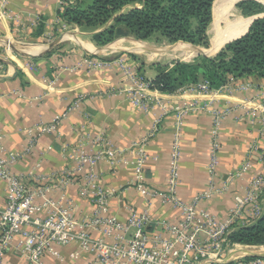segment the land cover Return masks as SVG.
Returning <instances> with one entry per match:
<instances>
[{"label":"crops","instance_id":"0c3cea01","mask_svg":"<svg viewBox=\"0 0 264 264\" xmlns=\"http://www.w3.org/2000/svg\"><path fill=\"white\" fill-rule=\"evenodd\" d=\"M62 1L8 0L7 7L0 8V158L6 154L20 155L12 165V172L23 176L29 187L39 179L45 188L44 196L36 198L41 211L33 217L44 219L47 216L52 208L46 202L70 206L71 216L77 223L74 232H78L80 224L97 215L91 199L79 195L81 175L72 177L69 184L61 185L60 180L64 181L62 173L75 166L70 159L72 153L95 154L98 148L90 142L103 138L121 155L115 164L103 160L95 168L108 198L107 210L101 215L124 223L129 211L134 210L139 214L148 213L154 222L177 224L182 219L179 209L165 204L161 197L149 198L138 192L133 182V165L141 149L145 154L142 165L145 184L163 190L169 174L172 143L178 131V112L183 107L212 102L219 109L236 107V112L225 118L218 128L217 186L221 192L199 200L195 210L197 215L207 214L215 222H225L234 199L244 195L251 180L264 176V79L256 76L228 78L217 88H211L210 82L203 79L199 82L208 81L210 91L198 95L150 90L154 101L151 109L145 112L130 105L124 91L128 85L114 62L116 58L123 59L129 70L150 83L158 75L157 65L177 59L191 64L201 55L215 57L226 44L243 36L253 19L238 27L236 18L231 27L230 17L220 22L212 6L206 48L186 43L141 42L131 37L99 47L92 41V35L98 30L67 25L59 19ZM86 1L87 5L92 2ZM215 24L221 34L236 32V35L226 39L211 54L221 40L209 34ZM58 38L61 42L49 48ZM23 46L30 47L34 57L23 58L15 52ZM90 55L95 57L89 58ZM85 59L104 62L105 66L94 70L78 67L77 64ZM55 117H60L56 132L42 135L31 145L36 129L49 124ZM212 132L211 118L199 110L181 118L177 196L184 204H192L207 190L206 166ZM54 176L58 179L49 181ZM5 189L0 180L1 208L5 205ZM261 204L264 209V194ZM234 228L240 226L232 225L229 234ZM89 232L95 240L103 237L99 231ZM148 232L171 238L153 224ZM198 237L205 242L203 231ZM20 239H13L2 264H30L17 249ZM104 241L112 242L109 238ZM235 248L240 252L227 251L223 259L264 256V246L236 245ZM212 262H215L213 255L198 259V264ZM43 263L94 264V256L72 243L55 246Z\"/></svg>","mask_w":264,"mask_h":264},{"label":"built area","instance_id":"2783aa9c","mask_svg":"<svg viewBox=\"0 0 264 264\" xmlns=\"http://www.w3.org/2000/svg\"><path fill=\"white\" fill-rule=\"evenodd\" d=\"M61 2V7L63 6ZM8 0H0V8L4 9ZM121 69L128 85L127 98L130 105L142 111H149L153 105L149 83L137 72L129 70L123 59L114 62ZM77 66L86 69H96L105 66L104 62L91 59L82 60ZM76 66V67H77ZM210 85L208 81L180 93L186 95L208 94ZM264 98V95H263ZM82 99L79 98L80 102ZM262 107L264 108V100ZM199 110L207 114L212 122V139L208 153L206 171L208 174L207 190L198 196L192 204H184L177 196L178 186V159L181 118L185 114ZM236 107L223 109L216 108L212 102L201 106L183 107L179 112L177 122L178 131L175 134L171 147L169 160V174L163 190L149 187L145 184L143 160L145 154L139 149V158L133 165L134 185L138 192L146 197H161L165 204L177 208L182 213V219L177 224L154 222L148 213L139 214L130 210L124 223H119L111 218L102 216L107 210L108 198L104 192L95 168L100 161L115 164L119 161L120 152L109 147L103 138H95L90 144L98 148L95 154L78 151L70 155L75 164L72 170H67L64 181L60 184H69L72 177L81 175L79 195L89 197L97 208L94 218L84 221L79 225L78 232H74L77 223L71 216L70 206H60L46 202L52 208L44 219L34 218L33 215L41 211L36 203V198L43 197L45 188L39 179L30 187L21 175L12 172V165L20 155L6 154L0 158V180L4 182L5 205L0 207V264L4 253L10 247L15 237H20L17 249L30 264H44L43 259L48 253L53 252L55 246L76 244L82 250L94 256V264H198V259L214 256L215 262L209 264H264L263 257L239 256L223 259V253L233 252L234 246H229L227 238L232 225L240 228L253 224L263 213L261 197L264 194V176L251 180L246 187L244 195L236 197L229 210V216L223 223L215 222L207 214L197 215L195 206L202 198H208L220 191L218 185L217 165L219 159L220 143L218 128L221 122L235 114ZM248 117V116H247ZM60 117H55L49 124L36 129V136L31 140V145L37 143L44 134H54L57 130ZM65 154L67 150L64 148ZM69 155V154H68ZM87 170V172L85 171ZM58 176L50 177L49 181L57 180ZM37 187H34V186ZM59 187V186H58ZM201 220H199V217ZM167 233L171 238L162 237L158 233L150 234L151 225ZM90 230L99 231L102 238L93 239ZM206 234L205 242L199 240V232ZM112 240L110 244L105 239Z\"/></svg>","mask_w":264,"mask_h":264},{"label":"trees","instance_id":"16d2710c","mask_svg":"<svg viewBox=\"0 0 264 264\" xmlns=\"http://www.w3.org/2000/svg\"><path fill=\"white\" fill-rule=\"evenodd\" d=\"M214 1L92 0L87 5L86 0H63L58 17L67 25L98 30L92 41L99 47L131 37L141 42L186 43L206 48ZM259 6L254 1H245L238 3L237 8L244 16H251L262 13ZM200 61V71L179 63L169 72L159 67L157 77L149 83L150 89L175 94L201 79L208 80L212 88L222 86L227 77L264 79V17L254 20L243 36L226 44L215 57L200 56ZM227 241L231 247H263L264 210L253 224L234 228Z\"/></svg>","mask_w":264,"mask_h":264},{"label":"rangeland","instance_id":"374dc122","mask_svg":"<svg viewBox=\"0 0 264 264\" xmlns=\"http://www.w3.org/2000/svg\"><path fill=\"white\" fill-rule=\"evenodd\" d=\"M237 1V2H236ZM245 1H254V2H256L257 4H259L260 6H259V8H260V10H261V12L262 13H259V14H254V15H251V16H244L242 13H241V10L239 9V7L237 8V6H238V3H241V2H245ZM236 2V3H235ZM214 3H215V1H214ZM213 6H214V4H213ZM232 7L234 8H232V10H231V12H230V14H229V17H230V20H234V19H239L240 20V22H241V24L243 25V24H245L246 22H247V20L246 19H249V20H252V19H258V18H263L264 17V4H262V2H260V1H258V0H235V1H233V3H232ZM245 18H243V17ZM210 34V33H209ZM209 34H208V36H209ZM239 35V34H238ZM239 37V36H238ZM208 42H209V40H208ZM209 44L207 43V46H208ZM201 47V46H200ZM204 48V47H203ZM17 50H19L20 52H22V53H25V54H27V53H31V49H30V47H26V46H23V48H19V49H17ZM51 53V52H50ZM90 54V53H89ZM44 55H46L47 56V54H44ZM202 56V55H201ZM89 57V56H88ZM93 58V57H95V56H92V55H90V57L89 58ZM204 57H206V56H204ZM207 58V57H206ZM116 60H119V58L117 59L116 58ZM100 62V61H99ZM200 56H198V58L195 60V62H192L191 64H188L187 62H184L183 60H175V61H173V62H171V63H165V64H163V65H157V69L159 68V67H161L163 70H165V71H167V72H169V71H172V70H174L175 69V64H188V65H190V67H192L193 69H195L196 70V68L197 69H199V66H198V64H200ZM203 62V61H202ZM193 64V65H192ZM204 64V63H203ZM196 65V66H195ZM102 68V67H101ZM96 69H99V68H96ZM91 70H94V69H91ZM228 78H231V77H227V79ZM202 80V79H201ZM200 80V81H201ZM203 82V81H202ZM202 82H199V83H197V84H195V85H191V86H196V85H198V84H201ZM191 86H185V87H183L182 89H179V91L177 92V93H180L182 90H184V89H189V87H191ZM212 88V87H211ZM176 94V93H175ZM232 250H237V252H240L239 250L240 249H236V248H233Z\"/></svg>","mask_w":264,"mask_h":264},{"label":"bare ground","instance_id":"6f19581e","mask_svg":"<svg viewBox=\"0 0 264 264\" xmlns=\"http://www.w3.org/2000/svg\"><path fill=\"white\" fill-rule=\"evenodd\" d=\"M233 1H235V0H215V15H217L218 16V19H219V21L220 22H222V21H227L228 19V16H229V14H230V12H231V10H232V3H233ZM258 1H260V2H262V4H264V0H258ZM234 9V8H233ZM235 22H238V27L239 26H242V24L238 21V19H236V21ZM234 23V21L232 20L231 22H229V25H231V24H233ZM248 24H249V22H248ZM228 25V26H229ZM233 25H231V27H232ZM231 30L233 31V30H235V29H233V28H231ZM210 34H212L214 37L215 36H219V37H221V40H220V42L217 44V46L214 48V49H212L210 52H211V54L212 53H215L219 48H220V46L225 42V40L226 39H228V38H230L231 36H235L236 35V32H231V33H229V34H226V35H223V34H221L222 32H221V30L220 29H218L217 28V25L215 24V25H213L211 28H210V32H209ZM214 37H212L211 39H213ZM133 43V42H132ZM136 47V46H135ZM134 48V47H133ZM261 252V251H260Z\"/></svg>","mask_w":264,"mask_h":264},{"label":"water","instance_id":"95a60500","mask_svg":"<svg viewBox=\"0 0 264 264\" xmlns=\"http://www.w3.org/2000/svg\"><path fill=\"white\" fill-rule=\"evenodd\" d=\"M255 19H253L252 20V22L254 21ZM59 42H61V38H58V40H56L55 42H53L50 46H49V48H53L54 46H56ZM15 52L17 53V54H19L21 57H23V58H32V57H34L32 54H30V53H27V54H25V53H22V52H20L19 50H17V49H15ZM251 257H257L256 255H251Z\"/></svg>","mask_w":264,"mask_h":264}]
</instances>
